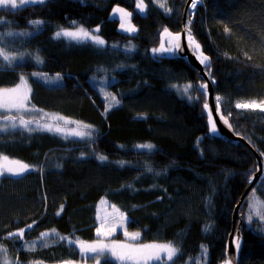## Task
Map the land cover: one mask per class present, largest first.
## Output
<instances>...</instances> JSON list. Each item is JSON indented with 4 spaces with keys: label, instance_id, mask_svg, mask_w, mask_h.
I'll list each match as a JSON object with an SVG mask.
<instances>
[{
    "label": "trees",
    "instance_id": "1",
    "mask_svg": "<svg viewBox=\"0 0 264 264\" xmlns=\"http://www.w3.org/2000/svg\"><path fill=\"white\" fill-rule=\"evenodd\" d=\"M188 1L144 0L145 15L136 0H43L0 10V52L12 58L9 64L0 55V89L28 75L29 105L39 110L0 113V123L9 116L32 121L0 132V157L29 168L0 178V264L77 262L79 250L67 239L95 240L102 198L128 217L141 242L179 249L167 264L224 262L235 208L257 172L256 154L264 169V111L237 107L264 104V0H202L185 24L208 57L200 62L217 107L248 146L209 135L204 78L185 59L159 51L166 30L181 32ZM113 6L131 13L135 35L119 32L109 17ZM76 28L105 44L56 35ZM45 77L59 82L48 85ZM48 124L89 138L37 126ZM145 144L153 147H138ZM253 194L264 204V179L238 212L239 264H264V219L250 213ZM21 230L22 237L10 235Z\"/></svg>",
    "mask_w": 264,
    "mask_h": 264
},
{
    "label": "rangeland",
    "instance_id": "2",
    "mask_svg": "<svg viewBox=\"0 0 264 264\" xmlns=\"http://www.w3.org/2000/svg\"><path fill=\"white\" fill-rule=\"evenodd\" d=\"M202 0H198L197 5H199L201 3ZM17 2V6H20L21 4H34V3H38L40 2V0H36V2H31V0H24V3H21V0H16ZM143 4L145 5L144 7V11L141 12L140 9L137 7V0H136V11L140 14V15H145L147 12V6L146 3L143 0ZM11 6H7V7H3L0 6V10L2 9H6V8H10ZM116 8H121L123 9L125 12L129 13L130 15L128 17L125 18L124 21H122L121 19V14L114 12V9ZM191 12H194L195 9H193L191 6ZM109 17L111 19H116L118 20V30L119 32L123 33V34H127V35H135L137 33V28L134 26V24L132 23V15L131 13L120 6H113L109 12ZM122 23H124V27H122ZM129 25L131 27L135 28V31H127L125 29H127L129 27ZM81 28H76V29H72V30H61L59 32L62 31H67V32H78V30H80ZM85 31V30H84ZM90 34V36L93 37H99L97 34L93 33V32H89L86 31ZM94 32H98V28L94 29ZM58 33V32H57ZM56 33V35H57ZM61 36H63L64 38H67L69 40H75V41H91L93 43L94 39L88 38L83 36L82 34H80L77 38L74 37H69V36H65L63 34H61ZM105 44V43H104ZM103 44V45H104ZM166 44L168 46V48H171L172 50L175 49V45L174 42L171 40H167ZM23 78V79H22ZM44 82L48 85H54V83L57 81L59 82V80H55L52 79L51 77H45ZM11 89H18V92L16 93V95L20 96V97H27V100L24 101V108L22 109H11V110H6V109H0V113L3 114H14V115H31V116H35V114L37 113V109H34L32 107H30L29 105V97H30V93H31V86L29 83V78L28 75L23 74L21 75V79L19 84L15 87V88H10V89H0V93H3L5 90H11ZM28 103V104H27ZM11 123H15L17 126L15 128H13L11 126ZM51 125V124H48ZM33 126V125H32ZM40 127H43L44 125H37ZM0 127H3L7 130L9 129H19L18 127H25L28 128L30 127L29 124H27L26 126H20L19 121H6L4 123H0ZM47 130H49L47 127H44ZM56 127H52V130L50 131H56L55 130ZM5 131H0V132H6ZM60 134H62L65 137H71V138H77V139H81L84 140V138H89V135H86L85 133L83 135H77L76 133H81L78 132L76 130H67V129H61L59 131ZM7 161H11L9 159H7ZM6 163L5 159L3 157H0V165H4ZM0 171H3V175L1 176H10V177H17V176H12L10 173H8L6 170H4L3 168H0ZM29 171V168L27 171H25L22 175L26 174ZM20 175V176H22ZM255 175V174H254ZM259 211L261 212V209H259ZM254 215H256V217L258 219H261L260 215L257 214V210H253ZM128 217L123 214L122 212L118 211L113 205H111L105 198H102L96 205V231H95V240L92 242H88V243H81L83 245H91V244H96V243H103L109 246L112 245H125L127 247H131V248H142L145 245H164L165 243H143L141 242V235L139 232L137 231H129L128 230ZM127 233V235H126ZM133 233H139V236L137 239L133 240L130 239L131 234ZM236 233V232H235ZM236 235V234H235ZM68 244L71 245H75L77 247V249L79 250V259L77 262H70V263H65V264H99L102 260H111L117 264H152L155 262H162L164 260H166V255L161 253V260H157V259H144L141 258L139 259V261L136 260H124V261H120L118 259H116L115 257H113L111 255L110 252L106 251L103 255H101L99 257V259L97 260L96 257L97 253H92V252H81V244L79 243V241H71L69 239H67ZM175 258V257H174ZM173 258V259H174ZM171 261H168L167 263H169Z\"/></svg>",
    "mask_w": 264,
    "mask_h": 264
},
{
    "label": "snow or ice",
    "instance_id": "3",
    "mask_svg": "<svg viewBox=\"0 0 264 264\" xmlns=\"http://www.w3.org/2000/svg\"><path fill=\"white\" fill-rule=\"evenodd\" d=\"M31 2H36V0H31ZM40 2L42 3L43 0H40ZM21 3H24V0H21ZM197 3H198V0H192L191 7L193 9H195L197 7ZM9 5L11 6L12 9L17 8L16 0H0V6L7 7ZM137 7L140 9L141 12L144 11L145 5L143 4V0H137ZM160 7L165 8V11H169V9L166 8L165 3H161ZM114 12L121 14L122 21H124L125 18L130 15L129 13L125 12L121 8L114 9ZM31 23H33L34 25H38L41 23V21H32ZM189 23H191V21H189ZM121 26L124 27V23H122ZM125 30L134 32L135 28L131 27L129 25V27ZM61 34L65 35V36H69V37H74V38H77L80 34H82L85 37L94 39V42L98 45L104 44V41L102 39H100L99 37L90 36V34L86 31H84L83 29L78 30V32H67V31L58 32L57 36H60ZM188 40H189L190 45H193L197 51L200 50V45L193 39L190 31L188 33ZM175 47L179 48V44L177 43L175 45ZM161 50L171 51L172 49L168 48V49H161ZM154 51H156V50H154ZM0 55H3L4 61L8 62L9 64L11 63L12 58L8 57L7 54L0 52ZM207 61H208V57L203 56L201 62L206 63ZM4 66H6V65H0V67H4ZM57 79H59V77H57ZM201 87L206 89V85L202 84ZM17 92H18V89H11V90H5L3 93H0V109L11 110V109L15 108V109L19 110V109L24 108V101L27 100V97L26 96L20 97V96L16 95ZM219 99L220 98L217 97L218 101H219ZM111 100L113 102L118 103V101H116L115 97H112ZM207 107H208L207 104H205V109H207ZM237 107L238 108H240V107H243V108L260 107L261 110L264 111V104L257 105L255 102H253L251 104H237ZM5 119L8 120L9 122H12L15 120V117L9 116V117H5ZM57 119H62V118H57ZM222 119H224V118L222 117ZM224 122L227 123V120L225 119ZM19 123H20V126H26L27 124L32 123V121H24L23 119H21L19 121ZM65 123H68V121H65ZM209 124L211 125V131L213 133H215L216 132V125H215V122L212 120L211 114L209 115ZM11 126L13 128H15L17 125L15 123H11ZM43 127H47L49 130H52L51 125H44ZM84 127H87V125H85ZM229 127H230V125H229ZM5 130H7V129L0 127V131H5ZM55 130L60 131V128L56 127ZM76 134L77 135H83V133H76ZM138 147L151 150V148L153 146L150 144H145V145H139ZM98 158L100 160L106 159L103 156H100ZM4 159H5L6 163L4 165H0V168H3L8 173H10L12 176L18 177V176L22 175L25 171L28 170V166L25 164H21L17 161H7V158H4ZM0 175H3V171H0ZM261 208H264V204H262L260 201H258L255 198V195L253 194V197H252L251 203H250V213L253 210H257V214L260 215L261 219H264V212L259 211V209H261ZM251 219H252V217L250 214V216H249L250 222H251ZM10 235L22 237L23 230H21L20 232L14 233V234H10ZM47 235H49V234L43 233L42 237L47 236ZM53 235H55L54 232H53ZM126 235H127V233H126ZM138 236H139V233H133V234H131L130 239L135 240L138 238ZM236 244H237V248H238L239 247V240H237ZM29 250H33V249L30 248ZM106 251L110 252L113 257H115L116 259H118L120 261H124V260L139 261V259H141V258L161 260V253H163L166 255L167 259L162 261V264H167L168 261H173V258L178 254L179 249L176 248L175 246H173L172 244L145 245L142 248H131V247H127L125 245L109 246V245L99 243V242L96 244H91V245L81 244V252L82 253H84V252L97 253V256L94 257L97 260ZM206 253H207V249L203 248V246H202V254L206 255ZM225 264H230V262L226 261Z\"/></svg>",
    "mask_w": 264,
    "mask_h": 264
},
{
    "label": "water",
    "instance_id": "4",
    "mask_svg": "<svg viewBox=\"0 0 264 264\" xmlns=\"http://www.w3.org/2000/svg\"><path fill=\"white\" fill-rule=\"evenodd\" d=\"M191 3H192V0H189L185 7L181 32L177 34H172L168 31L164 32L160 37L159 51L161 54L167 57H172L174 54H176L178 58L185 59L195 69H197L199 74L204 78L205 85H206V104L208 106L207 109H205V105H204V111L207 117V126L209 130V135H211L212 137L221 139L223 141H230V142L238 141L248 146V144L242 138L236 135L230 122L222 115L220 109L217 107L212 84L210 83L208 77L206 76L204 69H203V65L200 62V57H203L201 46H200V50L197 51L195 47L193 45H190L189 43L188 33L186 32L185 24L187 20V12L191 6ZM167 40L173 41L174 45L178 43L179 48L175 47V49L171 51L161 50V49H168L166 47ZM210 114H211L212 120L215 122V125H216L215 133L211 131V125L209 124ZM222 117L224 119H222ZM225 119L227 120V123L224 122ZM255 156L257 158V165H258L257 172L253 176V180L250 186L248 187L245 194L242 196L240 202L238 203L237 207L235 208V211L233 214V228H232V232L226 244L225 260L221 264H225L226 261H229L230 264H239L240 262V255H241V250H242V239L240 237V227L237 228V234L235 235V226H236V222L238 218L237 217L238 212H239V209L241 207V204L244 198L247 196L250 190L255 186V184H257V182L260 179H264L263 163L257 154ZM237 240H239L238 248L236 244Z\"/></svg>",
    "mask_w": 264,
    "mask_h": 264
},
{
    "label": "crops",
    "instance_id": "5",
    "mask_svg": "<svg viewBox=\"0 0 264 264\" xmlns=\"http://www.w3.org/2000/svg\"><path fill=\"white\" fill-rule=\"evenodd\" d=\"M13 88H15V87H13ZM28 104V103H27Z\"/></svg>",
    "mask_w": 264,
    "mask_h": 264
}]
</instances>
